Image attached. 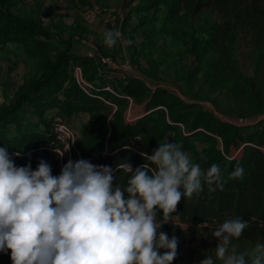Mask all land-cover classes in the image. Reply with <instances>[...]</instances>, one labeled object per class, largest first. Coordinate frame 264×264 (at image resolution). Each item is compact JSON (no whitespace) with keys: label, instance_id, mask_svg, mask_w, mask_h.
Masks as SVG:
<instances>
[{"label":"trees","instance_id":"obj_1","mask_svg":"<svg viewBox=\"0 0 264 264\" xmlns=\"http://www.w3.org/2000/svg\"><path fill=\"white\" fill-rule=\"evenodd\" d=\"M13 1L0 0V49L6 43L24 44L29 39L34 56L48 57L52 50L48 40L52 35L38 18L25 19L10 13L7 7ZM168 3L175 5V13L182 9L191 14L209 11L220 15L224 22L212 37L216 45L221 38H231L237 28L246 32L255 45L264 44V0H152L139 8L148 10ZM193 50L197 53L196 47ZM88 61L91 62L89 58L73 55L68 48L60 51L42 65L39 77L31 81L11 105L0 109V145H7L10 154L21 151L20 156L14 157L15 164L31 162L35 169L44 159L50 163L53 175H58L62 163V157L58 155L63 149L53 133L54 117L70 122L72 117L85 114L87 120L79 128L71 159L86 158L93 164L108 165L117 181L126 183L130 174L116 165L127 158L134 170L145 162L141 152L151 155L159 142L165 141L167 133L178 129L177 124L182 123L187 126V135L175 142L201 169L207 170L211 164H218L225 183L222 189L217 187L210 191L205 181L199 194L181 197L175 212L179 214L177 223L162 224L161 231L169 237L175 235L178 240L177 256L172 264H177L181 250L197 243L202 234L208 236V241L216 240L212 237L213 230L228 218L238 216L248 221L238 239L264 243V135L245 136L236 127L231 131L219 127L212 129L197 116L189 121L174 113L164 96L166 91L149 92L145 84L135 78L125 76L104 81L98 76L95 82L84 69ZM74 66L81 68L87 81L94 82L89 92L73 77ZM94 73L95 76L98 74L95 70ZM132 104L143 106V112L126 120L125 112ZM48 112L53 114L48 116ZM208 131L224 138L223 149L215 147L211 135L205 133ZM228 132H231L229 141L224 137ZM137 137L139 140L135 143ZM194 138L203 139L209 147L196 151L189 143ZM134 144L138 146L136 149H132ZM237 163L244 172L240 177H230L229 173ZM162 215L159 213L157 219H162ZM0 264H11L10 250L0 253Z\"/></svg>","mask_w":264,"mask_h":264},{"label":"rangeland","instance_id":"obj_2","mask_svg":"<svg viewBox=\"0 0 264 264\" xmlns=\"http://www.w3.org/2000/svg\"><path fill=\"white\" fill-rule=\"evenodd\" d=\"M150 1L14 0L8 11L20 18H38L52 35L48 40L52 50L48 57L34 56L29 39L24 44H4L0 49L5 50L0 67V109L11 105L39 77L47 60L68 48L73 55L91 60L93 66L88 61L84 69L95 82L98 76L104 81L125 76L135 78L149 92L166 91L164 96L174 113L189 121L197 116L212 129L231 131L236 127L242 135L263 137L264 44L255 45L246 32L237 28L231 38H221L216 45L212 37L224 22L220 15L209 11L191 14L182 9L175 13V5L170 3L148 10L139 8ZM112 28H119L132 43L107 46L104 32ZM72 75L84 90H91L94 82L84 78L81 68L74 66ZM143 109L132 104L125 112L126 120L134 119ZM72 118L77 127L81 119ZM177 127L167 133L165 140L177 141L187 135L185 124L178 123ZM72 130L75 134V128ZM205 133L211 135L218 150L223 149V137ZM230 133L224 136L227 141L231 139ZM189 143L196 151L209 147L201 138L191 139ZM69 159L71 152L64 151L61 168ZM198 239L189 249L181 250L177 264H199L205 255H213L215 259L217 240L208 241V236L203 234ZM232 243L238 252H244L254 248L257 242L232 238ZM216 264L221 262L217 259Z\"/></svg>","mask_w":264,"mask_h":264},{"label":"clouds","instance_id":"obj_3","mask_svg":"<svg viewBox=\"0 0 264 264\" xmlns=\"http://www.w3.org/2000/svg\"><path fill=\"white\" fill-rule=\"evenodd\" d=\"M118 42L132 43L119 28L104 32L107 46ZM20 155L0 145V253L10 250L11 264H172L178 240L162 224L174 223L181 197L199 194L205 181L210 191L225 183L218 164L203 170L168 140L151 155L141 152L145 162L134 170L127 158L116 165L130 174L126 183L86 158L69 159L53 175L44 159L35 169L16 165ZM243 172L237 163L229 175ZM247 226L238 216L225 219L212 232L215 259L205 255L199 264H264V243L244 252L232 243Z\"/></svg>","mask_w":264,"mask_h":264},{"label":"built area","instance_id":"obj_4","mask_svg":"<svg viewBox=\"0 0 264 264\" xmlns=\"http://www.w3.org/2000/svg\"><path fill=\"white\" fill-rule=\"evenodd\" d=\"M53 133L57 142L62 146L64 151L71 152L75 146V134L70 126L69 122L61 117H54ZM139 138H135L137 143ZM138 146L134 144L132 149H136Z\"/></svg>","mask_w":264,"mask_h":264},{"label":"crops","instance_id":"obj_5","mask_svg":"<svg viewBox=\"0 0 264 264\" xmlns=\"http://www.w3.org/2000/svg\"><path fill=\"white\" fill-rule=\"evenodd\" d=\"M4 51L5 50H0V67H1V61H3L4 56H5L4 55ZM52 114H53L52 112H48L47 113L48 116H51ZM77 116H79V118L81 119V122L79 123V125L77 127H75V123H73V121H72L73 118H71V120L69 122V124H71L70 126L72 128H75V134H76V136H78L79 128L82 125V123H84L87 120V115H85V114H80V115H77Z\"/></svg>","mask_w":264,"mask_h":264}]
</instances>
